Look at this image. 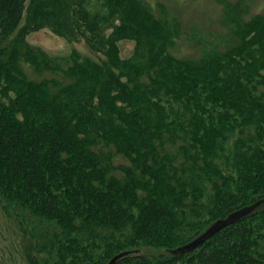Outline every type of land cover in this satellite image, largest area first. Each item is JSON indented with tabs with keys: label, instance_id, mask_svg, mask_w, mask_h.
<instances>
[{
	"label": "trees",
	"instance_id": "1",
	"mask_svg": "<svg viewBox=\"0 0 264 264\" xmlns=\"http://www.w3.org/2000/svg\"><path fill=\"white\" fill-rule=\"evenodd\" d=\"M127 1L0 0V264H264V213L171 253L264 198V11L211 42L193 24L179 57L171 11ZM44 28L84 64L24 72L17 47Z\"/></svg>",
	"mask_w": 264,
	"mask_h": 264
},
{
	"label": "rangeland",
	"instance_id": "2",
	"mask_svg": "<svg viewBox=\"0 0 264 264\" xmlns=\"http://www.w3.org/2000/svg\"><path fill=\"white\" fill-rule=\"evenodd\" d=\"M136 1H127L134 11H137L141 7L139 5L142 4L139 1L138 5ZM151 1L156 6L161 4L162 7L169 9L171 11L170 14L168 12L170 18L172 15L176 17L177 27L175 31H172L170 39L163 42V46L174 56L179 57L194 54L193 50L196 47V42L191 38L192 35H189V28L192 29L193 24L202 29L206 40L208 39L211 42L216 37L224 35L233 28L235 29L237 23L242 24L246 19L264 11V0ZM161 6L159 5V8ZM175 25L171 26V28L173 29ZM179 31V36H176ZM134 47V41L123 40L118 43L119 55L124 62L132 59ZM17 50L19 67L24 72L38 79L60 78L70 68L84 64V60L89 54L83 41L69 42L53 34L47 28L29 35L24 44L18 45ZM261 213H264V204L250 216H259ZM260 229L261 231L256 232L255 236L264 234V229ZM141 252L150 255L154 254L150 248L142 249ZM254 252L264 257V238L258 241ZM34 258L37 264H55L57 260L53 255L51 256L44 252L41 254L35 253Z\"/></svg>",
	"mask_w": 264,
	"mask_h": 264
},
{
	"label": "water",
	"instance_id": "3",
	"mask_svg": "<svg viewBox=\"0 0 264 264\" xmlns=\"http://www.w3.org/2000/svg\"><path fill=\"white\" fill-rule=\"evenodd\" d=\"M262 204H264V198L260 199L256 202H254L251 205L242 207L232 213H230L227 217L223 219H218L215 221L211 226H209L202 234H200L198 237L193 239L192 241L177 247L171 251L174 255H182L185 253H188L198 246H200L202 243H204L207 239H209L211 236H213L215 233H217L222 228L233 224L235 222H238L242 220L243 218L250 216L257 208H259ZM132 251H123L116 255H114L107 264H116L120 259L130 254Z\"/></svg>",
	"mask_w": 264,
	"mask_h": 264
}]
</instances>
